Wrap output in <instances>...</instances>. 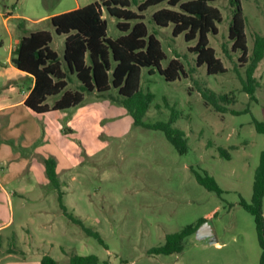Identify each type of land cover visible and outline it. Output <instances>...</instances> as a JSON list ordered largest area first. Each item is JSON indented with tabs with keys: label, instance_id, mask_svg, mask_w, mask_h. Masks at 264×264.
I'll list each match as a JSON object with an SVG mask.
<instances>
[{
	"label": "rangeland",
	"instance_id": "374dc122",
	"mask_svg": "<svg viewBox=\"0 0 264 264\" xmlns=\"http://www.w3.org/2000/svg\"><path fill=\"white\" fill-rule=\"evenodd\" d=\"M96 1L61 0L69 6ZM240 2L249 55L254 35L264 34V0ZM43 3L52 9L58 4L57 0ZM31 4L32 0H0V264H39L42 254L57 264L67 263L71 255L90 254L107 264H259L253 217L239 202H251L254 171L264 149V135L253 125V120L264 121V58L253 73L251 100L243 88L249 57L239 61L240 53L230 51L228 0L210 3L220 11L221 21L216 24L217 34L207 36L209 46L225 68L214 75L206 73L205 65H196V55L189 50L195 40L186 42L182 34L174 37L171 25L157 27L152 22V12L165 4L143 13L148 32L159 40L165 55L161 67L177 58L185 75L166 81L156 69L152 73L141 69L139 90L153 95L142 122L170 121L183 133L182 153L162 131L135 125L113 89L101 95L84 93L77 107L50 114L48 119L30 113L31 118L22 107L15 108L12 104L27 91L30 75L15 69L9 60L21 35L11 14L23 15ZM129 8L136 10L134 4ZM104 17L107 37L121 35L118 20L105 13ZM43 27L50 31V47L63 65V36L49 25ZM203 87L229 95L234 102L225 106L238 113H220L205 105L199 92ZM76 88L78 81L70 75L66 89ZM55 98L46 102L51 104ZM10 115L13 124L5 130ZM33 122L44 129L33 143V152L40 153L43 147L58 160L59 179L65 181L60 184L62 204L97 232L106 247L63 214L52 185L40 186V178L35 185L29 177L31 168L43 166L40 160L32 164L30 148L23 146L33 134ZM50 123L53 128L46 132ZM194 172H206L222 194L199 185ZM261 208L264 214V198ZM200 218L212 226L218 245L191 235L182 241L179 253H149L164 243L167 234Z\"/></svg>",
	"mask_w": 264,
	"mask_h": 264
},
{
	"label": "trees",
	"instance_id": "16d2710c",
	"mask_svg": "<svg viewBox=\"0 0 264 264\" xmlns=\"http://www.w3.org/2000/svg\"><path fill=\"white\" fill-rule=\"evenodd\" d=\"M215 0H99L87 5L60 13L47 20L56 35L63 36V65L58 54L50 44V31L41 29L27 32L24 30V20L16 19V27L21 35L11 51L10 63L20 72L33 78V86L24 100V105L36 114L54 111H68L77 107L84 99V93L101 95L111 89L115 90L117 101L122 105L135 125L160 130L167 140L179 152L185 151L183 133L171 127L169 122L143 124L142 118L148 110L153 98L152 93H141L139 90L142 68L153 69L166 80L174 81L185 75L177 58L171 59L162 68L161 61L165 55L159 40L149 33L143 22L144 12L153 6L165 4L154 10L151 20L157 27L171 25L172 35L182 34L186 42L195 40L189 50L196 55V65H205L206 73L214 75L225 72L221 61L215 56L209 46L208 34H217L216 24L221 21L220 11L210 5ZM232 7L231 19L228 25V40L230 51L240 53L239 61L248 55V47L244 32V16L240 0H228ZM134 4L136 10L129 7ZM104 13L116 18V28L121 32L115 39L107 37V23ZM248 66L245 70L244 91L254 100V70L264 58V34L253 37L251 53L248 55ZM70 75L78 81V88L66 89ZM200 95L205 105H210L217 112L238 113L225 105L234 102L227 94L217 95L208 88L200 89ZM56 97L51 104L46 101ZM254 129L264 135V121L253 120ZM181 137V139H180ZM222 156L229 159L225 150H220ZM45 175L57 193L58 205L63 214L82 231L106 247L99 234L87 228L83 222L67 212L62 204V194L56 173V160L49 156L43 159ZM196 182L206 190L217 195L222 190L216 181L206 172H194ZM264 198V149L260 152L259 163L254 171L251 202L240 200V206L248 212L255 224L257 242L260 248L259 264H264V214L261 200ZM205 221L200 218L194 225H186L178 232L167 234L164 243L151 248L150 254L170 255L179 253L182 241L194 234L196 228ZM39 264H57L47 254H42ZM65 264H107L100 262L93 255H71Z\"/></svg>",
	"mask_w": 264,
	"mask_h": 264
},
{
	"label": "crops",
	"instance_id": "0c3cea01",
	"mask_svg": "<svg viewBox=\"0 0 264 264\" xmlns=\"http://www.w3.org/2000/svg\"><path fill=\"white\" fill-rule=\"evenodd\" d=\"M57 2H58V4L56 5L57 7L54 6V9H52V7L46 8L47 6L43 3V0H32V4L27 9V13H25L23 15H13V14H11V18H13L14 20L23 19L24 20V30L27 31V32H31V31L44 29L43 26L48 25L47 20L50 17L54 16V15H57V14H60V13H64V12H67V11H70V10H74V9L83 7V6L88 4V3H86V4H83V5H80L78 2H74V5H70L69 6L67 2H61V0H59V1L57 0ZM89 3H91V2H89ZM55 7H56V9H55ZM28 25H32V26L28 27ZM62 56H63V53H62ZM9 60H10V57H9ZM27 77L30 79L29 86L27 88V91L23 94L22 98L18 102H16L15 104H12V105H16L15 108L22 107L21 108L22 112H26L30 117H31L30 113H32V115H34L36 117L37 116H41V117L46 118V119H48L47 117L50 114L59 113V112H65V111H54V112H49V113L36 114V113H33L31 110H29L24 105V100H25L26 96L28 95L30 89L33 86V78L31 76H27ZM23 106L27 110H25V108H23ZM13 120H14V116L13 115H10L9 118L6 119V121L8 123H6V125H5V130H7L8 127L13 124ZM31 124H33V128H32L33 134H32V136L28 137V140H27L28 144L24 143L23 146L26 147V148H30L29 156L31 158L30 160H31L32 164H36V163H38L36 160H40L42 165H43V159L44 158H47L49 156L54 158V155H53L52 152H50L48 150H45L43 147H41L40 153H36V152L34 153L33 152L34 151L33 147H34L35 143L37 142L39 136L40 137L43 136L44 129H43L42 125H39L36 122H33ZM52 128H53V126L50 123V127L49 128L47 127L45 131L49 132V131L52 130ZM10 138H12V137H8L7 140H9ZM33 143H34V145H33ZM55 160H56L57 178H58L59 184H63L65 181L62 182L59 179L60 178L59 177V163H58V160L56 158H55ZM26 161H27V159L24 160L23 165H25ZM28 172H29V177L31 178L32 182L35 185H39L38 181H37V178L41 179L42 185H40V186H42V187H45L48 184H50L48 179H47V177H46V175H45L44 165L41 166L38 163V167H33ZM7 200H8L9 206L11 208L12 207V201H11V198L9 197V195H7ZM216 245H218V244H216Z\"/></svg>",
	"mask_w": 264,
	"mask_h": 264
},
{
	"label": "water",
	"instance_id": "95a60500",
	"mask_svg": "<svg viewBox=\"0 0 264 264\" xmlns=\"http://www.w3.org/2000/svg\"><path fill=\"white\" fill-rule=\"evenodd\" d=\"M193 235L198 241H204L210 245L218 244L217 236L214 232V229L207 221L201 223L196 228Z\"/></svg>",
	"mask_w": 264,
	"mask_h": 264
}]
</instances>
